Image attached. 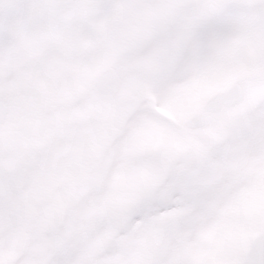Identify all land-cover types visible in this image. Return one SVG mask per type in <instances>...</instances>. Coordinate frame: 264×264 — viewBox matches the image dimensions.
Here are the masks:
<instances>
[{
    "label": "snow or ice",
    "instance_id": "6c2138e0",
    "mask_svg": "<svg viewBox=\"0 0 264 264\" xmlns=\"http://www.w3.org/2000/svg\"><path fill=\"white\" fill-rule=\"evenodd\" d=\"M0 264H264V0H0Z\"/></svg>",
    "mask_w": 264,
    "mask_h": 264
}]
</instances>
